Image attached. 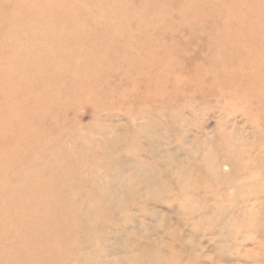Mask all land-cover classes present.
Wrapping results in <instances>:
<instances>
[{
	"label": "rangeland",
	"instance_id": "374dc122",
	"mask_svg": "<svg viewBox=\"0 0 264 264\" xmlns=\"http://www.w3.org/2000/svg\"><path fill=\"white\" fill-rule=\"evenodd\" d=\"M95 228L264 264V0H0V264H131Z\"/></svg>",
	"mask_w": 264,
	"mask_h": 264
},
{
	"label": "bare ground",
	"instance_id": "6f19581e",
	"mask_svg": "<svg viewBox=\"0 0 264 264\" xmlns=\"http://www.w3.org/2000/svg\"><path fill=\"white\" fill-rule=\"evenodd\" d=\"M191 159H193L192 156H191ZM174 162H175V160L173 161V163ZM179 164H181V163H179ZM77 165H75V167L79 168ZM80 165H81V163H80ZM85 165H87V164H85ZM168 167H173V165H169V166L165 167V168H167L166 171L169 172ZM140 171H142L143 174H142V176L140 175V177L142 179H141V182H139V184L144 183V185H150V184L154 183L153 182L154 180L151 179L150 176H148V175H152L151 174V168H150V171H148L147 168H145V172H146L145 173L144 170H143V167L138 166L137 169L135 170V172L139 173ZM168 172H167V174H168ZM105 173H106L107 177L111 175V174H109L110 173L109 170L106 171ZM81 180H83L86 184H88L90 182V178H89V176L87 174L85 176L81 174ZM115 184L116 183H113L112 186H114ZM108 186H110V184H108ZM194 189H195L194 184H190L189 182H186L185 184H183L181 186L179 192L181 194L190 195L191 191H193ZM169 190H171V189H169ZM90 192L92 193L93 196L98 194L99 197L103 198L106 201V206L105 207L107 208L109 213L113 211V209H114V207L116 205H117V207L119 206L118 203L120 201L117 198V195L114 192H113L114 194H112V195L105 194L104 187L101 186L100 189H99L98 186L96 185V182L93 185H91ZM172 194L173 193L171 191H169V193L164 194V195L166 196V195H172ZM73 195H75V194H72L70 196L72 197ZM142 197H144V196H142ZM142 197H140V199ZM187 197L190 198V196H187ZM78 199H84V198L82 196L78 195V198H77V196H75L74 200H73V197L70 198V200H69L70 206L72 208L71 209L72 214H74L75 216H77L81 220H84L88 216H92L94 218L97 217V214H99V211L97 209H94V208L91 209L90 207H86L83 211H81V207L78 204L79 203ZM89 227H87L85 229L89 230L90 229ZM99 229H101V231H98ZM109 229L110 228H97V229L95 228L94 229V231H95L94 234H91L90 236L86 237L87 242L89 243V245L101 244V245H104V246L107 247L108 245L106 243L109 241V237H110L111 240H112V244L114 246L112 248H114V250H115L114 252L115 253H118L117 249H120V245L129 247V250L131 251V253L129 252L124 257V260H127V263L130 262L131 264H134L136 262L142 261L143 264H145L144 261L147 258V252H148V250L146 248H148V246L142 247L140 242H137V243L136 242H129L128 240H127L128 242H124V238L125 237H123V239H120V228L117 230L116 233H114L115 235H113L111 233L108 234L106 231L109 232ZM98 233H100V234H98ZM126 235L128 236L127 232H126ZM108 251H109V248L107 249V254H108ZM134 251H137V252H140V253H135ZM107 254L105 252H101L100 254H97V258H99V261L97 262V264H109V261L112 262V259L110 257H107ZM153 257L155 258L154 255H153ZM118 262H120V256H118ZM173 263H174L173 261L170 262V264H173ZM176 263H178V262H176ZM85 264H87V263H85ZM120 264H124V263L120 262ZM150 264H161V263H159L158 261L154 260Z\"/></svg>",
	"mask_w": 264,
	"mask_h": 264
}]
</instances>
